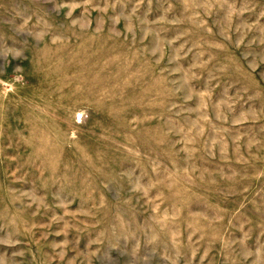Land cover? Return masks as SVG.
Returning a JSON list of instances; mask_svg holds the SVG:
<instances>
[{
  "label": "rangeland",
  "instance_id": "1",
  "mask_svg": "<svg viewBox=\"0 0 264 264\" xmlns=\"http://www.w3.org/2000/svg\"><path fill=\"white\" fill-rule=\"evenodd\" d=\"M0 264H264V0H0Z\"/></svg>",
  "mask_w": 264,
  "mask_h": 264
}]
</instances>
